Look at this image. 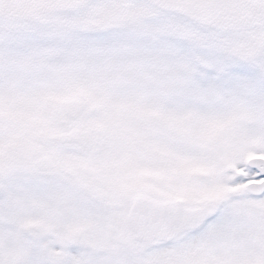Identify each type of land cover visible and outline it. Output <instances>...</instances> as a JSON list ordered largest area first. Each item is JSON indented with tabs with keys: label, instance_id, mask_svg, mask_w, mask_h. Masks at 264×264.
<instances>
[{
	"label": "snow or ice",
	"instance_id": "obj_1",
	"mask_svg": "<svg viewBox=\"0 0 264 264\" xmlns=\"http://www.w3.org/2000/svg\"><path fill=\"white\" fill-rule=\"evenodd\" d=\"M0 264H264V0H0Z\"/></svg>",
	"mask_w": 264,
	"mask_h": 264
}]
</instances>
